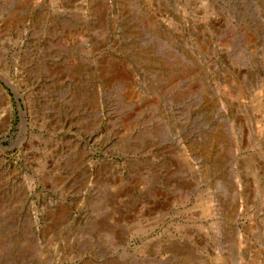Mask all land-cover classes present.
I'll return each mask as SVG.
<instances>
[{
    "label": "rangeland",
    "instance_id": "1",
    "mask_svg": "<svg viewBox=\"0 0 264 264\" xmlns=\"http://www.w3.org/2000/svg\"><path fill=\"white\" fill-rule=\"evenodd\" d=\"M0 264H264V0H0Z\"/></svg>",
    "mask_w": 264,
    "mask_h": 264
},
{
    "label": "water",
    "instance_id": "2",
    "mask_svg": "<svg viewBox=\"0 0 264 264\" xmlns=\"http://www.w3.org/2000/svg\"><path fill=\"white\" fill-rule=\"evenodd\" d=\"M7 85H9L7 82H5ZM20 105V104H19ZM21 107V106H20Z\"/></svg>",
    "mask_w": 264,
    "mask_h": 264
}]
</instances>
